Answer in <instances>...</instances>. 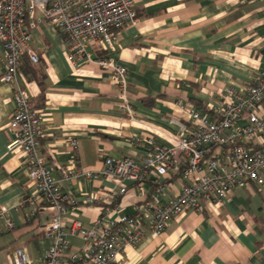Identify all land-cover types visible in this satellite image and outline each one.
I'll return each instance as SVG.
<instances>
[{"label":"crops","instance_id":"0c3cea01","mask_svg":"<svg viewBox=\"0 0 264 264\" xmlns=\"http://www.w3.org/2000/svg\"><path fill=\"white\" fill-rule=\"evenodd\" d=\"M134 9L136 22L118 31L112 49L87 40L88 58H71L65 34L45 21L31 30L29 45L39 59L31 63L25 56L20 77L40 114L41 147L55 177L61 167L100 170L105 156L141 157L145 146L132 143L134 137L152 136L171 145L178 132L171 118L186 122L190 108L208 112L226 86L243 90L264 72V2L134 0ZM101 55L126 67L136 118L123 116L116 86L97 63ZM3 56L0 42V204L14 223L0 234V264H12L16 247L37 262L53 242L44 226L54 210L43 203L29 216L32 206H19L34 184L27 177L22 150L7 148L13 137L8 122L14 101L11 84L2 80ZM73 138L78 140L76 155L69 145ZM165 181L167 193L179 189L176 177ZM68 186L81 197L105 195L117 183L99 175ZM134 195L129 188L123 212L132 211ZM112 205L80 204L70 216L89 225ZM69 240L81 245L77 237ZM118 258L121 264H264V181L245 182L220 201H206L200 211L171 218L160 234L126 245Z\"/></svg>","mask_w":264,"mask_h":264},{"label":"built area","instance_id":"2783aa9c","mask_svg":"<svg viewBox=\"0 0 264 264\" xmlns=\"http://www.w3.org/2000/svg\"><path fill=\"white\" fill-rule=\"evenodd\" d=\"M136 20L134 0H0L2 80L11 84L14 101L8 122L13 137L7 148L22 150L27 177L34 184L19 206L31 205L29 216L43 203L54 210L44 226L53 242L41 260L31 261L16 247L12 264H121L118 255L126 245L134 246L148 234H160L171 218L187 210L200 211L206 201H220L245 182L264 181V72L243 90L226 86L223 97L208 112L190 108L186 122L171 118L178 124L171 145L152 136L134 137L132 143L145 146L141 157L105 156L100 170L61 167L58 177L52 175L41 147L44 128L40 114L20 77L25 56L31 63L39 59L29 45L31 30L45 21L65 34L71 58H88L87 40L112 49L118 31ZM97 63L116 86L123 116L136 118L128 98L126 67L107 55L98 57ZM69 145L76 155L78 140L71 139ZM99 175L114 178L117 188L105 195L78 197L68 186L81 177ZM173 177L180 181L179 189L167 193L165 180ZM129 188L135 200L132 211L123 212ZM100 202L113 205L89 225L70 216L80 204ZM7 214L8 208L0 204V234L14 227ZM72 236L81 240L80 246L70 242Z\"/></svg>","mask_w":264,"mask_h":264}]
</instances>
